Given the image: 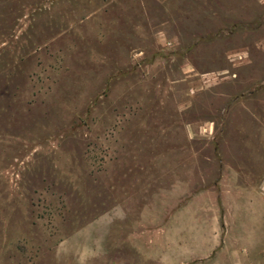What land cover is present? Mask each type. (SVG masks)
<instances>
[{
    "label": "rangeland",
    "instance_id": "374dc122",
    "mask_svg": "<svg viewBox=\"0 0 264 264\" xmlns=\"http://www.w3.org/2000/svg\"><path fill=\"white\" fill-rule=\"evenodd\" d=\"M242 202L264 0H0V264H157L177 214L197 239Z\"/></svg>",
    "mask_w": 264,
    "mask_h": 264
},
{
    "label": "crops",
    "instance_id": "0c3cea01",
    "mask_svg": "<svg viewBox=\"0 0 264 264\" xmlns=\"http://www.w3.org/2000/svg\"><path fill=\"white\" fill-rule=\"evenodd\" d=\"M219 211L217 235H210L205 229L197 239L188 234V215L177 214L175 228L164 233L167 244L163 251L156 254L158 257L153 255L157 264H252L244 252L256 248L257 222L264 223V202L227 203Z\"/></svg>",
    "mask_w": 264,
    "mask_h": 264
}]
</instances>
